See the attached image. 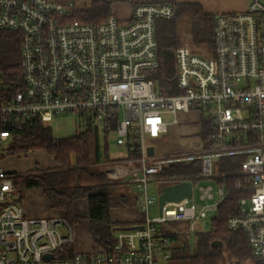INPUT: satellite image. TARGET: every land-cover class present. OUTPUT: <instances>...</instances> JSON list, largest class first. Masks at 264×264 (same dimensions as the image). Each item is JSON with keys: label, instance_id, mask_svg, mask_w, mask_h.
<instances>
[{"label": "built area", "instance_id": "2783aa9c", "mask_svg": "<svg viewBox=\"0 0 264 264\" xmlns=\"http://www.w3.org/2000/svg\"><path fill=\"white\" fill-rule=\"evenodd\" d=\"M248 1L245 11L215 16L211 56L187 47L175 51L180 94L162 95L149 74L159 66L156 23L173 18L172 3L139 2L128 20L112 14L87 23L69 21L66 7L73 2L0 0V37L12 32L20 40L22 86L13 94L0 80V159L9 156V120L48 124L75 116L108 132V139L116 133L118 146L135 142L140 156L99 168L108 180L128 183L145 214L141 228L117 230L107 246L80 251L64 216H28L13 183L20 173L0 167V264H171L173 242L163 228L180 223L197 233L196 225L230 193L214 160L233 157L240 159L241 175L234 189L243 197L228 226L246 235L253 260L264 264V3ZM179 114L199 117L195 133L186 130L191 120L181 122ZM171 126L179 129L183 148L158 152L148 144ZM194 162L201 165L197 175H163L171 165ZM203 179L218 183L217 203L212 186H201L195 201L194 182ZM184 182L193 184L192 199L167 203L160 217L150 219L161 190ZM154 185L156 195L150 192Z\"/></svg>", "mask_w": 264, "mask_h": 264}, {"label": "trees", "instance_id": "16d2710c", "mask_svg": "<svg viewBox=\"0 0 264 264\" xmlns=\"http://www.w3.org/2000/svg\"><path fill=\"white\" fill-rule=\"evenodd\" d=\"M174 16L170 20L156 23L159 66L150 72L156 89L162 95H178L176 82L175 51L184 47L177 37L176 28L181 20L190 24L193 52H205L209 56L214 51L215 16L204 11L198 3L173 4ZM112 4L105 0H92L88 7L75 8L70 12V22L100 23L112 15ZM0 80L3 89L15 94L22 86L20 40L12 32H4L0 37ZM112 128H115L113 120ZM11 138L7 144V155H17L36 150L46 151L56 167L20 173L13 178L17 199H23L25 191L40 190L50 208L64 215L67 222L77 223L74 204L87 200L90 234L95 244L108 245L119 228L127 224L114 222L111 212L120 206L130 207L136 201L122 192L126 182H113L100 170L99 165L114 161L110 157L108 132L103 140L98 129L88 125L84 132L68 137L55 138L52 129L38 118H16L8 121L5 127ZM135 142L128 141L125 157L140 156ZM239 158H225L220 161V173L225 176L228 197L220 204L216 216L211 220V230L196 234V253L190 255L186 247L172 249L171 264H257L253 260L246 235L242 231L229 229V218L237 213L243 194L234 189L239 174ZM201 171L200 162L174 164L167 167L163 175H197ZM122 192V193H121ZM177 223H172L176 225ZM171 225V226H172ZM186 226V225H185ZM188 228V227H187ZM172 242H178L179 230L163 228Z\"/></svg>", "mask_w": 264, "mask_h": 264}, {"label": "rangeland", "instance_id": "374dc122", "mask_svg": "<svg viewBox=\"0 0 264 264\" xmlns=\"http://www.w3.org/2000/svg\"><path fill=\"white\" fill-rule=\"evenodd\" d=\"M61 3H72L73 5L67 6L66 8L68 11H72L75 8H83V7H88L91 3L92 0H59ZM211 2L214 7L217 5L219 8H221L223 5L225 6H232L235 0H207ZM246 2L249 3L248 0ZM264 3V0H263ZM124 3H113L112 4V12L113 14L119 18V19H124L129 12L128 6H124ZM216 11V10H215ZM176 34L180 42H182L184 47H187L190 49V42H191V29H190V24L186 20H181L177 24L176 28ZM179 118L181 122L186 121L187 119L191 120L187 122L188 124H191L189 129V132L195 133L196 132V126L199 121V117L195 114H192L191 116H187L184 114H179ZM174 119L173 116H166L165 120L167 122H172ZM53 132V135L55 138H68L75 136L79 134L80 132H84L86 130V125L83 123L82 120L77 119V117L72 116V115H65V116H60L58 118L53 119L51 122L47 124ZM102 129L100 130V135L101 139L103 140V134H102ZM179 129L175 126H171L169 128V133L161 138L155 139V140H149L148 144H152L153 146L157 147V151L163 152L165 149L168 150H179L183 148V140L181 138V135L179 136ZM116 139H117V134L113 133L109 136L108 143H109V152H110V157L113 160H118L120 158L125 157V147H121L116 145ZM221 160L215 159L214 163L219 164ZM0 167L4 169L7 172L10 173H27L29 171H34L36 169L39 170H46L50 168H54L56 165L55 160L49 156L46 151H41V150H36L34 152H29V153H22V154H17V155H9L5 156L4 158L0 159ZM216 174V173H215ZM201 186H212L213 187V192L215 195V200L214 203L218 202V183L214 182V180L210 179H203L199 181L194 182V195H195V201L198 203V196H199V188ZM131 186L123 187L122 192L124 194L129 195L130 197L132 193L131 191ZM159 190V187L157 185H154L151 188V194L156 195L157 191ZM28 191H25L23 194V199L20 201L23 203L26 193ZM121 192V193H122ZM42 193L36 190L29 191L27 193V204L33 205L35 211L39 207V202L41 201L42 198ZM43 199V198H42ZM77 204V211L78 213L85 215L88 207L87 200H79L76 202ZM132 206L126 207V206H120L119 208H115L112 210V212H129L130 214L133 213V210L131 209ZM139 218V224L137 225H142L145 220V214L144 213H133ZM150 219H156L160 217V210H159V204L158 202L153 203L150 208L149 212L147 213ZM64 216L63 214H61ZM216 216V213H210L207 218L202 219L196 226H198L197 233L201 232H208L211 230V220L213 217ZM115 218V216H114ZM116 219V218H115ZM87 219H83L79 217V220L77 223H73L71 226L74 231L75 235V242H77L78 249H83L80 244H84L89 250H91V247L89 246L90 243H93V239L91 240L90 237L86 233V228H87ZM169 224L165 226V228H169L170 230H179L181 233V237L179 241L173 242L172 246L174 248V243L175 246L178 247H186V251L190 255H194L196 253V234L197 233H191L188 231L187 226L177 223L174 227V225ZM84 228V229H83ZM84 231V232H83ZM83 233V234H82ZM82 237V238H81ZM91 243V244H92ZM93 245V244H92ZM219 264H225L224 260L219 262Z\"/></svg>", "mask_w": 264, "mask_h": 264}, {"label": "crops", "instance_id": "0c3cea01", "mask_svg": "<svg viewBox=\"0 0 264 264\" xmlns=\"http://www.w3.org/2000/svg\"><path fill=\"white\" fill-rule=\"evenodd\" d=\"M106 2H109L111 4L113 3H124V6H128L129 12L127 13L126 17L121 20H128L131 17V13H132V9L134 7V5L136 3H151V2H169L172 4H184V3H198L200 5H202V7L204 8V11L208 14L211 15H217V14H222V13H228V12H242L245 11L248 7V2H246V0H235L234 3L232 4V6H225L223 5L221 8H219L217 5H215L216 7H214V9L212 8L214 4H212L211 2L207 1V0H105ZM216 10V11H215ZM113 13V12H112ZM186 130H189L188 128ZM167 149H165L164 151H166ZM161 152V151H158ZM1 165V164H0ZM56 167V165H55ZM132 189V188H131ZM36 191H40V190H36ZM132 193L131 196L135 197L136 194L134 192V190H131ZM29 192V191H28ZM27 192V193H28ZM42 193V191H40ZM27 193H26V197L23 201L24 206L26 207L28 216L31 218H52V217H59L62 216L60 212L54 211L50 208L48 201L46 199V197L44 196V194L42 193V198L41 201L39 202V207L38 209L35 211L33 205L31 204H27ZM77 204H74V213L77 217L83 218V219H87L88 221V207H87V211L85 215H82L80 213H78L77 211ZM131 209L133 210V213L136 212H140L142 213L138 208H136V204L135 202L133 203ZM130 214L129 212H111V218L114 222H120V223H124L127 224V226H135L137 224H139V218L135 215V214ZM115 216V218H114ZM84 229V228H83ZM84 232V231H83ZM86 233L87 235L90 237V239L92 240L91 234H90V228H89V221L87 222V228H86ZM83 234V233H82ZM82 238V237H81ZM77 242H75V248L78 249V246L76 244ZM92 243V242H91ZM90 243V247L94 246V241H93V245ZM80 246H82L83 249H80V251H84L87 252L89 251V249L84 246V244H80ZM93 248V247H91ZM79 250V249H78Z\"/></svg>", "mask_w": 264, "mask_h": 264}, {"label": "water", "instance_id": "95a60500", "mask_svg": "<svg viewBox=\"0 0 264 264\" xmlns=\"http://www.w3.org/2000/svg\"><path fill=\"white\" fill-rule=\"evenodd\" d=\"M154 154V148L149 147L148 148V155L153 156ZM192 182H184L178 185L174 186H168L165 187L161 190V194L159 196V210H160V215L162 214L163 207L167 203H180L183 200H190L192 199L191 197L193 196V184ZM141 228L140 226H127L123 228H119L118 231H130V230H136Z\"/></svg>", "mask_w": 264, "mask_h": 264}]
</instances>
